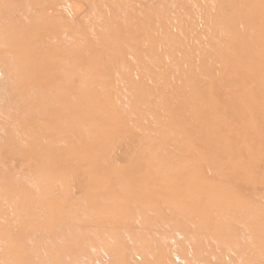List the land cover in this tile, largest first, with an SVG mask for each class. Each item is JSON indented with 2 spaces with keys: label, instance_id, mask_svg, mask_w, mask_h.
I'll return each instance as SVG.
<instances>
[{
  "label": "rangeland",
  "instance_id": "rangeland-1",
  "mask_svg": "<svg viewBox=\"0 0 264 264\" xmlns=\"http://www.w3.org/2000/svg\"><path fill=\"white\" fill-rule=\"evenodd\" d=\"M104 1L0 0V142L39 144L0 149V264H264V0L148 1L141 75L94 59L138 7ZM28 21L59 55L48 111L18 69Z\"/></svg>",
  "mask_w": 264,
  "mask_h": 264
},
{
  "label": "bare ground",
  "instance_id": "bare-ground-1",
  "mask_svg": "<svg viewBox=\"0 0 264 264\" xmlns=\"http://www.w3.org/2000/svg\"><path fill=\"white\" fill-rule=\"evenodd\" d=\"M135 1L138 7L136 8V12H134L133 15L131 14L129 18H127L126 20L117 19V18L113 19L115 22L120 20L121 22H123V24L125 23V27L129 26L128 30L123 33L121 32V30H118V32L108 35V38L111 40L123 38V39H129L131 42L127 45H124V46L122 45L118 48H115L114 51L108 54L94 55L95 57L93 56L94 59L98 61V63L100 62V60H102V62L105 64V71H106L105 73H109V75L111 74L121 75L127 72H130L133 74L136 73L137 75H141L142 73L151 72L155 68L154 62H151L152 61L151 57L152 55H154L155 48H156L155 46L156 42L151 40L152 38L151 31L154 29V24H151L150 22H148V20L145 21L144 19L145 13H143L144 9L141 8L142 5L148 3V1H151V0H134V2ZM122 3H120V6L122 5ZM106 4L108 5V3ZM114 4H115L114 2L109 0L108 7L114 8L113 6ZM58 5L61 7L60 3H58ZM116 5L118 6V2L117 4H115V6ZM21 9L22 8H20V13L22 14L21 16H24L26 18L29 17L30 11L29 12L21 11ZM31 10L33 11V8ZM75 11L76 10H74L73 12ZM140 16H143L142 17L144 19L143 23H141L140 20H138V17ZM16 17H19V15H17ZM41 23L35 25L32 21L31 22L28 21V25L26 22H23V25L20 24L18 28L16 25L13 27L15 29L17 28L16 32L18 33V37H19L17 41L18 45L16 48L18 51V54H20V60H19V65H18L19 73L22 75L23 81H25L26 86L34 90L36 88L40 89V92H38L37 95H41L40 97L41 107L44 106L46 111H48L47 104H46L48 101H47V98H46L47 95L45 94V92H50V93L53 92L54 96L56 92H58V88H59L58 76L60 75V72L57 71V68L59 66V63H58L59 55L51 49L53 48L52 45L47 47L45 46L46 45L45 42L42 41L41 37L44 36V33L47 32L46 31L47 29L45 25L46 22L41 21ZM49 31L52 34L55 33L53 30H49ZM34 32L36 34L39 33L40 43L34 41V36L32 35L34 34ZM105 35H107V33ZM30 51H32V53ZM163 51L165 52L164 47L162 48V52ZM118 64H123V66L118 68L119 67ZM16 94L17 95H15V97L17 96L16 98H18L20 96L19 92H17ZM0 95L2 96L1 93ZM24 96L25 95H23V97ZM15 97H13V99ZM33 98L34 96L32 95L28 97L27 99L31 100ZM15 111H17V108L15 109ZM21 114L20 115L18 114L19 116L18 118H16V121H17L16 125L20 132L32 133L34 132V130L36 131L38 129L41 130V127H39L41 126L39 120L34 121L33 119L29 118L28 116L29 112L28 114L27 113H24L23 115ZM35 143L27 142L24 144V143L18 142V144L16 143V145H13V144L11 145L9 141L5 140L3 142H0V149L7 151V152L12 151V152L18 153L21 151L23 153H27L30 151V149H33L37 145L39 146V144L36 145Z\"/></svg>",
  "mask_w": 264,
  "mask_h": 264
}]
</instances>
